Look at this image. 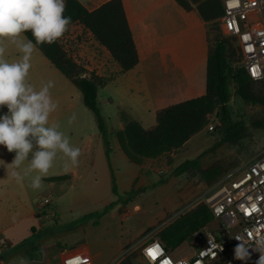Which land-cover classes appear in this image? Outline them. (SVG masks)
<instances>
[{
    "label": "rangeland",
    "instance_id": "obj_1",
    "mask_svg": "<svg viewBox=\"0 0 264 264\" xmlns=\"http://www.w3.org/2000/svg\"><path fill=\"white\" fill-rule=\"evenodd\" d=\"M103 1L105 0H96V5ZM145 2V11L163 25V34L166 38L163 34L149 35L153 28L157 30V26L150 23L144 28L143 25L140 27L137 22H134L136 40L141 52L149 39L156 42H168L169 45L163 47V52L178 55V58L175 57L177 58L175 67L181 64L189 66L193 60H196L197 62L203 61L202 66L206 68L208 50L212 49L218 38L229 39L236 49L233 40L222 31L220 20L216 23H206L196 10L191 13L184 12L173 0H145ZM129 10L132 11V7H129ZM63 45L68 54L78 65L86 69L88 74L91 73L88 69L92 66L100 67V73L107 85L99 89L98 103L106 117L110 131L112 128L118 129L117 124L122 120L123 114L133 115L136 120H139V115L133 109L132 101L128 96L120 95L124 88L129 90V86L126 85L127 77L120 76L124 72L119 69L107 51L101 49L87 33L75 28L66 32ZM22 55L14 45L7 43L5 58L9 62L19 60ZM231 60L235 70L242 66L237 53L235 57H231ZM203 77L205 78V74ZM27 79L37 90L42 82L51 80L54 83L50 92L58 107L50 115L49 122H59L61 130L71 138L73 145L81 147L83 143L80 137L83 134L90 135L95 140L89 152H81L79 165L75 166L81 168L86 176L83 181L72 182L70 179L66 183L70 189L61 199V207L62 209L67 208V210L63 209L66 222L71 221L73 217L78 218L85 214H102L100 219L98 216L89 218L96 227L90 236V242L95 246L104 245L110 259L117 256L116 264L126 258H130L133 264H146L140 254L142 242L148 239H158L161 242V232L172 224L185 221V216L189 215V212L199 204L205 203L210 190L218 181L239 174L249 162L264 151V129L256 127L258 122L264 120V105L249 103L241 99L233 81L230 86L232 97L229 117L230 125L237 126L240 130L238 141L222 143L216 147V144L224 137L219 113L216 112L210 116L209 123L201 132L177 150L175 170L171 173H164L161 170L159 175L153 173L148 178L150 184L146 188L139 191L132 187V184L125 192L123 189H118L116 171L110 164L111 157L122 154L118 140L108 134L111 147L110 158H108V147L103 136H100L101 133L93 113L83 103L81 91L64 77L38 49L32 55ZM253 92L264 98L262 84L253 83ZM111 99L113 101H110ZM5 109L6 107L0 108V115L7 112ZM73 113L76 115V121L69 125L67 121ZM210 124L215 127L212 132L208 131ZM98 135L101 139L100 147ZM112 148H114V153ZM204 153L206 154L201 157ZM87 156L94 158L95 162L86 163L83 166L82 161ZM198 158H200L199 166L191 165L185 171L176 174L180 166ZM61 160H64L63 156ZM215 162L223 163L227 171L224 173L220 170V178L209 184L203 178L202 172ZM75 167L66 173L71 178L76 170ZM135 168L128 161L121 163L120 171L125 175L126 181L135 183L138 179L142 180L141 177L145 172L140 174L139 169ZM114 186L117 188L116 191ZM46 196H49L53 202L50 209H54L55 199L52 195L43 193L40 198ZM74 196L82 199L80 203H76L78 206L74 205V209L70 210ZM106 201H110V209H114L109 213L107 212L110 209L105 211ZM206 227L213 232L219 230L220 224L213 219ZM202 229L196 232L203 234ZM192 239L177 248L171 246L169 252L175 258L190 257L193 252Z\"/></svg>",
    "mask_w": 264,
    "mask_h": 264
},
{
    "label": "crops",
    "instance_id": "obj_2",
    "mask_svg": "<svg viewBox=\"0 0 264 264\" xmlns=\"http://www.w3.org/2000/svg\"><path fill=\"white\" fill-rule=\"evenodd\" d=\"M78 1L88 10H94L108 0L98 5H96V0ZM173 1L178 5L175 0ZM123 3L136 44L134 22H137L140 27L143 25L144 28L150 25V23L157 26V30L153 28L149 35L163 34V25L155 21V18L145 11V0H123ZM129 7H132V11L129 10ZM178 7L187 12L179 5ZM73 28L87 33L94 39L92 34L85 31L82 26L75 24L69 29ZM94 41L99 45L95 39ZM168 45V42H156L149 39L143 52H141L137 44L140 57L139 64L131 71L120 75L121 77H127L126 85L129 86V90L124 88L120 92V95L124 97L128 96L133 103L134 111L139 115V120H136L133 115L123 114L122 120L117 124V130L112 128V131H110L108 128V134L118 140L122 152L117 157H111L110 164L112 169L116 171L118 189H123L125 192L130 189L129 186L132 184V187L139 191L146 188L150 184L148 178L153 173L159 175L161 170L164 173H171V171L175 170L174 162L177 157V151L166 154L158 159L145 160L142 164L138 165L131 162L124 152L118 133L124 129L128 122H137L145 129H151L157 124V114L160 110L189 98L202 96L205 93L207 62L206 68L202 66L203 61L197 62L196 60H193L189 66L181 64L175 67L174 64L177 63L178 55L163 52V47ZM100 47L107 51L102 46ZM209 52L210 50H208L207 59ZM204 74L205 78L203 77ZM110 101H113V99ZM5 110L7 111V108ZM100 136L102 137L101 134ZM100 136L98 135V139H100ZM80 141L83 143L80 147L81 152L86 153L91 150L95 142L92 136L86 134L80 137ZM100 145L101 139L99 140V147ZM112 149L114 153V148ZM14 155V152L9 153L4 146H0L1 264H20L22 258L27 261V264H112L117 256L110 259L104 245L95 246L90 242V236L96 229L95 223L92 220L89 219L86 223L79 224L72 230L67 229L68 224L88 214L78 218L73 217L69 222L64 221L63 209L67 210V208L63 207L62 209L61 199L66 196L67 190L70 189L66 183L70 179L72 182L77 180L83 181L86 174H83L82 169L75 167L76 170H74L71 178V176L64 172V160H61L62 154H59L53 167L49 170L47 176L44 177L43 189L34 191L29 186L30 178H25L23 183H18L11 176L12 168L9 164L12 162ZM100 158L102 159V156ZM63 159L65 158L63 157ZM126 161L133 164L136 167L135 169L138 168L140 174L143 171L145 172L143 177L140 176L142 178L141 181L139 179L135 183L126 181L125 175L121 174L120 171L121 163H126ZM91 162L93 163L95 160L88 156L82 161L83 166ZM26 165L27 161L25 162ZM59 176H69V179L63 182L47 181L48 178ZM43 193L50 194L55 199L54 203L56 206L54 205V209H51L57 216L54 221L46 218L48 210H46V214L44 213V217L38 216V199H40ZM81 199L74 196L70 210H73L74 205L76 206L77 202L80 203ZM106 203L107 207L111 205L110 201H106ZM113 210L110 209L107 213ZM23 242H26V245H21Z\"/></svg>",
    "mask_w": 264,
    "mask_h": 264
},
{
    "label": "trees",
    "instance_id": "obj_3",
    "mask_svg": "<svg viewBox=\"0 0 264 264\" xmlns=\"http://www.w3.org/2000/svg\"><path fill=\"white\" fill-rule=\"evenodd\" d=\"M175 1L187 12L196 10L206 23H216L224 15V7L219 0ZM66 5L64 15L72 17L70 27L78 24L85 31L90 32L97 43L109 52L122 72H129L139 64V52L123 0H108L94 10H88L78 0H66ZM25 35L32 39L31 33ZM230 39L235 43L236 49L229 39L218 38L209 52L204 95L189 98L160 110L157 114V124L151 129H145L137 122H128L118 133L122 148L131 162L140 165L145 160L158 159L179 150L207 126L210 116L216 112L219 113L224 132L223 139L216 144V147L222 143L238 141L240 130L237 126L230 125L229 117L231 83L235 82L238 96L244 101L264 105V98L254 94L253 83L256 82L252 81L242 66L237 70L232 67L231 57H235L237 53L241 63L242 56L236 40L231 37ZM37 49L81 91L83 103L95 117L99 131L108 147V158H110L107 120L98 103L99 89L105 87L106 82L102 77L95 76L93 73L88 74L86 69L75 63L64 50L60 39L51 45H38ZM256 127L264 129V120L258 122ZM200 158L186 162L176 170V174L185 171L191 165L199 166ZM220 170L225 173L227 168L223 163L215 162L202 172V176L207 183L212 184L220 178ZM67 179L69 176H59L48 178L47 181L63 182ZM114 190H117L116 186ZM110 208L111 205L105 211ZM189 213L185 216V221L172 224L161 232V243L168 250L171 251V246L177 248L187 240H191L196 231L206 227L214 219L205 203L199 204ZM95 216L100 218L102 214L86 215L68 224L67 229L72 230ZM21 245H26V242ZM119 264H133V262L130 258H126Z\"/></svg>",
    "mask_w": 264,
    "mask_h": 264
},
{
    "label": "clouds",
    "instance_id": "obj_4",
    "mask_svg": "<svg viewBox=\"0 0 264 264\" xmlns=\"http://www.w3.org/2000/svg\"><path fill=\"white\" fill-rule=\"evenodd\" d=\"M66 8V0H0V108H7V112L0 115V146L15 153L9 164L11 176L18 183L30 178L29 186L34 191L43 189L44 177L58 154L65 158V173L79 165L82 154L61 130L59 122H49L58 107L50 92L54 83L42 82L37 90L27 79L37 46L51 45L69 31L72 17L64 15ZM26 33H31L32 39ZM7 43L23 54L19 60L9 62L5 58ZM75 121L73 113L67 123L71 125ZM258 243L264 247V242ZM246 256L248 251L244 244H238L235 257L244 260ZM260 259L264 264V256ZM20 264L27 261L22 258ZM176 264L188 262L179 260Z\"/></svg>",
    "mask_w": 264,
    "mask_h": 264
},
{
    "label": "built area",
    "instance_id": "obj_5",
    "mask_svg": "<svg viewBox=\"0 0 264 264\" xmlns=\"http://www.w3.org/2000/svg\"><path fill=\"white\" fill-rule=\"evenodd\" d=\"M219 1L224 7L220 19L222 31L236 40L241 65L252 81L264 86V0ZM65 38L66 33L60 41L67 52L63 45ZM88 71L102 77L99 66ZM214 129L212 124L208 126L209 132ZM52 203L49 196L40 198L38 216L44 217L48 210L46 218L54 221L57 216L50 209ZM205 204L220 228L212 232L204 227L203 234L195 232L190 257L175 258L158 239H148L140 248L143 261L146 264H176L179 260H187L188 264H261L264 247L258 241L264 242V151L239 174L218 181ZM241 243L248 251L244 260L235 257V248ZM150 251L155 253L154 257L149 255Z\"/></svg>",
    "mask_w": 264,
    "mask_h": 264
},
{
    "label": "snow or ice",
    "instance_id": "obj_6",
    "mask_svg": "<svg viewBox=\"0 0 264 264\" xmlns=\"http://www.w3.org/2000/svg\"><path fill=\"white\" fill-rule=\"evenodd\" d=\"M149 255H152L153 257L155 256V253L153 251L149 252Z\"/></svg>",
    "mask_w": 264,
    "mask_h": 264
}]
</instances>
